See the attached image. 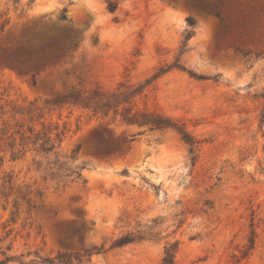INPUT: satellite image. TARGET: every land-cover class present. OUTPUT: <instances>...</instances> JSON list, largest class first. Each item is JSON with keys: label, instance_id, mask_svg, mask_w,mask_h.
<instances>
[{"label": "rangeland", "instance_id": "obj_1", "mask_svg": "<svg viewBox=\"0 0 264 264\" xmlns=\"http://www.w3.org/2000/svg\"><path fill=\"white\" fill-rule=\"evenodd\" d=\"M188 1L0 0V264H264V0L243 34ZM68 30L33 83L28 39Z\"/></svg>", "mask_w": 264, "mask_h": 264}, {"label": "trees", "instance_id": "obj_2", "mask_svg": "<svg viewBox=\"0 0 264 264\" xmlns=\"http://www.w3.org/2000/svg\"><path fill=\"white\" fill-rule=\"evenodd\" d=\"M119 0H106L107 9L114 12L118 7ZM188 4L194 9L202 13H210L219 20V25L221 30L228 33L230 31L239 32V34L246 33L248 31V25L257 21L256 17L251 14L243 15L238 17L241 9H239L236 0H211L207 2H192L188 1ZM258 12H262V8L257 9ZM187 22L189 25L193 24V19L191 16L187 17ZM192 31H187V38L191 36ZM77 33L74 31H62L57 34L51 35H38L28 39V47L26 50L25 61L22 60L21 63H25V71L27 73L33 72L32 82L35 83L36 76L45 69L46 66L51 64L54 60L60 59L64 54H66L73 46L77 44L76 41ZM1 61L9 66L17 67L19 66L14 62V60H9L6 57L1 58ZM175 67L184 69L179 64L175 63ZM170 67H168L169 69ZM168 69H160V74L167 71ZM194 75V74H192ZM112 97V96H111ZM88 99L84 103V106L92 104L94 108H104L109 105V97L103 93L95 92L93 95L87 97ZM126 101V100H125ZM90 106V105H89ZM141 120L139 119H128L129 122H137L139 124H149L155 129H165V128H178L175 124L167 118H163L160 115H154L153 113H140ZM179 129V128H178ZM181 131V130H180ZM183 133V140L185 143L190 145L191 150L194 148V141L189 138V136ZM50 141L49 137H46L41 144V148L48 151L45 145ZM52 148V145L51 147ZM131 241L129 237L123 236L119 243H127ZM174 254L168 249L165 251V256L162 259L161 264H172Z\"/></svg>", "mask_w": 264, "mask_h": 264}]
</instances>
